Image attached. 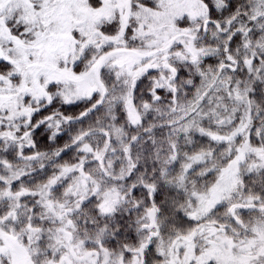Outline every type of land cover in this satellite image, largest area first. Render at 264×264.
<instances>
[{
    "label": "snow or ice",
    "instance_id": "snow-or-ice-1",
    "mask_svg": "<svg viewBox=\"0 0 264 264\" xmlns=\"http://www.w3.org/2000/svg\"><path fill=\"white\" fill-rule=\"evenodd\" d=\"M0 264H264V0H0Z\"/></svg>",
    "mask_w": 264,
    "mask_h": 264
},
{
    "label": "trees",
    "instance_id": "trees-1",
    "mask_svg": "<svg viewBox=\"0 0 264 264\" xmlns=\"http://www.w3.org/2000/svg\"><path fill=\"white\" fill-rule=\"evenodd\" d=\"M79 110H80L79 108H74V109H72L73 112H79ZM44 137H45V133H44L43 130H41V131L38 133V135H37V139L41 141V145H42V146H43L44 143H45ZM67 139H68L67 136H63L62 138H60V139L57 141V143H58L59 145H62ZM69 155H70V154H69ZM68 158H69V156H65V157H64V159H68Z\"/></svg>",
    "mask_w": 264,
    "mask_h": 264
}]
</instances>
